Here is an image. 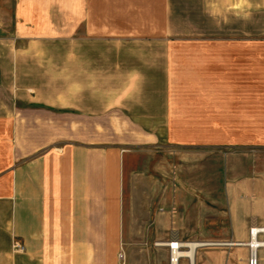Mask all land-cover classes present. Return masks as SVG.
<instances>
[{
	"label": "crops",
	"instance_id": "0c3cea01",
	"mask_svg": "<svg viewBox=\"0 0 264 264\" xmlns=\"http://www.w3.org/2000/svg\"><path fill=\"white\" fill-rule=\"evenodd\" d=\"M1 1L13 9L0 17V264H116L119 249L130 245L133 177L146 165L141 153L130 149L131 135L133 143L151 147L187 143L176 135L178 119L200 116L188 115L172 91L176 47L162 53L155 44L160 40L146 45L114 24L163 23L164 30L155 34L176 43L190 33L179 32L178 24L194 21L191 5L188 0ZM246 1L253 42L264 43V0ZM238 3L201 0L202 23L219 34L226 17L241 14ZM211 64L227 65L225 58H207L205 65ZM206 80L210 86L215 79ZM115 109L122 119L117 133ZM253 119H264V47L256 46ZM99 120H105L102 142ZM154 193L144 197L156 198ZM199 195L208 197L203 190ZM258 215L234 212L229 240H247L250 221ZM162 237L153 243L154 264H169L168 249L159 243L204 242ZM14 239L24 252L11 253ZM248 256L241 253L238 264H248ZM196 259L199 264L198 253Z\"/></svg>",
	"mask_w": 264,
	"mask_h": 264
},
{
	"label": "rangeland",
	"instance_id": "374dc122",
	"mask_svg": "<svg viewBox=\"0 0 264 264\" xmlns=\"http://www.w3.org/2000/svg\"><path fill=\"white\" fill-rule=\"evenodd\" d=\"M1 2L0 17L7 9H13L3 7ZM115 2L120 4L122 1ZM188 3L191 5L188 13L192 11L194 21L178 24L179 32L189 30L190 33L181 34L176 43L166 39L168 35L155 34L160 28L164 30L163 23L114 24L115 30L129 29L131 38L143 39L146 45L152 43L151 39L160 40L155 44L162 53L167 46L176 47L177 55H172L173 70L170 72L176 78L177 86L172 87V91L176 92L179 106L187 108L188 115L200 116L178 119L176 135L187 143H163L151 147L133 143L136 137L131 135L129 147L141 153L146 165L133 177L137 193L132 194L138 197L135 195L129 200L130 245L119 249L116 264L157 262L152 258L157 250L153 243L158 241L160 233L164 240L176 234L182 240L214 243L196 250L199 264H238L239 255L247 256L249 249L233 246L242 240H229L232 239L229 229L232 214L237 210L257 213L259 221L253 217L250 224L264 223V119H253V46L264 47V43L253 42V14L249 17L250 6L246 0H239L241 14L236 12V15L226 17L225 29L219 34L209 32L202 23L201 0H188ZM207 25L212 27L214 23ZM207 58H225L227 65L225 69L205 65ZM197 78L204 86L196 84ZM209 78L215 80L207 86L206 79ZM218 78L220 81L216 80ZM201 95H206L204 101L200 100ZM192 107L196 111L189 110ZM120 121V114L115 109V133L119 132ZM103 126L105 120H99V142L105 140ZM154 190L158 193L156 198L144 197ZM202 190L208 197H198ZM191 222H194V229L189 230ZM172 226L179 231H170ZM260 239L264 240V235ZM13 241L11 253L24 252L25 249L16 252ZM257 257L259 264H264V250L260 249ZM196 261L195 256V264H198Z\"/></svg>",
	"mask_w": 264,
	"mask_h": 264
},
{
	"label": "bare ground",
	"instance_id": "6f19581e",
	"mask_svg": "<svg viewBox=\"0 0 264 264\" xmlns=\"http://www.w3.org/2000/svg\"><path fill=\"white\" fill-rule=\"evenodd\" d=\"M253 224L255 223H252V226ZM176 242H177L176 244L177 248L182 247V249L173 250L171 255V264H179V261L181 259H186L188 264H195L196 250L204 246L214 245V243H209L205 241L182 242L179 240H171L166 243H159L157 245L161 246L162 244V246H168V244L170 243L175 244ZM234 245L247 247L249 249V252L252 255L255 254L256 257L260 249L264 250V240L258 239L255 235H251L250 239L248 238V240L246 241L236 242L234 243Z\"/></svg>",
	"mask_w": 264,
	"mask_h": 264
},
{
	"label": "built area",
	"instance_id": "2783aa9c",
	"mask_svg": "<svg viewBox=\"0 0 264 264\" xmlns=\"http://www.w3.org/2000/svg\"><path fill=\"white\" fill-rule=\"evenodd\" d=\"M248 235L250 237H251V235H255L258 239H260L261 236L264 235V226H259L257 224H253V226L251 225L249 230H248ZM249 236H248V238L250 239ZM176 244H177V242L175 244L170 243V244H168V246H166L168 249V253H169V264H171V255H172L173 250L182 249V247L177 248ZM233 246H239V245H233ZM12 247L16 252H21L25 249L23 244L18 240L13 241ZM248 264H259V258L256 257L255 254L252 255L249 252Z\"/></svg>",
	"mask_w": 264,
	"mask_h": 264
}]
</instances>
